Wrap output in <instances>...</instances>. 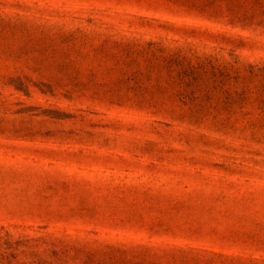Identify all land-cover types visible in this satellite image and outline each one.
Returning a JSON list of instances; mask_svg holds the SVG:
<instances>
[{
    "label": "rangeland",
    "instance_id": "1",
    "mask_svg": "<svg viewBox=\"0 0 264 264\" xmlns=\"http://www.w3.org/2000/svg\"><path fill=\"white\" fill-rule=\"evenodd\" d=\"M0 264H264V0H0Z\"/></svg>",
    "mask_w": 264,
    "mask_h": 264
}]
</instances>
